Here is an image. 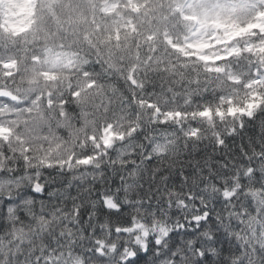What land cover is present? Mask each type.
Listing matches in <instances>:
<instances>
[{"label": "snow or ice", "instance_id": "6c2138e0", "mask_svg": "<svg viewBox=\"0 0 264 264\" xmlns=\"http://www.w3.org/2000/svg\"><path fill=\"white\" fill-rule=\"evenodd\" d=\"M0 264H264V0H0Z\"/></svg>", "mask_w": 264, "mask_h": 264}]
</instances>
